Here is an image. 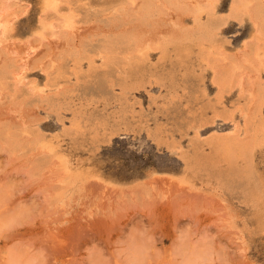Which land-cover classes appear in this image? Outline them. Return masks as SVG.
<instances>
[{
    "label": "rangeland",
    "instance_id": "obj_1",
    "mask_svg": "<svg viewBox=\"0 0 264 264\" xmlns=\"http://www.w3.org/2000/svg\"><path fill=\"white\" fill-rule=\"evenodd\" d=\"M15 1L0 67L24 70L22 82L0 79V264H264V134L251 150L254 191L224 159L192 158L213 155L208 137L235 124L245 136L264 87L251 19L217 0L215 40L183 51L163 40L193 26L181 9L149 25L121 14L124 0ZM140 29L147 55L104 48ZM211 63L236 64L225 91Z\"/></svg>",
    "mask_w": 264,
    "mask_h": 264
},
{
    "label": "bare ground",
    "instance_id": "obj_2",
    "mask_svg": "<svg viewBox=\"0 0 264 264\" xmlns=\"http://www.w3.org/2000/svg\"><path fill=\"white\" fill-rule=\"evenodd\" d=\"M216 1L217 0H124V2L122 1L123 3L119 6V12L121 14L124 13L123 10L126 8L127 12L126 11L125 12H126V14L129 13V15H128L129 16V21L137 20V18H138V20H140L139 18H141V20L142 19L147 20L146 22H148L147 24H149V25H150L149 22H152L151 18L154 15H159L161 12H163L165 7L166 8H169V7L177 8V9H181V11H183V12L187 11V12L191 13V15L193 17V22H194L192 27H189V28L188 27H184V29H181L182 31H180V32L179 31H175L176 33L178 32L177 34L172 35V36L170 35V37H167L166 39H163L165 44H173L174 47L177 48L178 50H183L184 51V50H187L188 48H190V45H191L192 41H197L198 44L200 46H202L204 41H208L209 45H211L212 42L215 40V38H216L215 37L216 29L218 28V26L222 22V20L220 22L219 20L214 18V8H215ZM15 2H16L15 0H0V42L2 41L1 40V35H3L5 33L4 32L2 34L1 31H3V29H5L4 27L7 26L8 22H10V18L12 19V13H13L12 11L14 10ZM50 2H51V0L47 1V4H49ZM58 2H60V1L58 0ZM60 5L61 4H58V7ZM233 5H234V7H233ZM128 8H129V10H128ZM227 10H228L227 11V17L229 16V13H231L230 17H236V18H239V19H242L241 17L247 16L249 19H251L252 23L254 24V27H255L254 29L257 30V33L259 32L260 35L262 34V36H264V6H263V0H231V2L229 4V9H227ZM14 11H16V9ZM187 12H185V13H187ZM202 12L206 13V19L205 20H202V18H201ZM58 13H60V12H58ZM55 15H57V14H55ZM128 16H126V17H128ZM124 18H125V16H124ZM124 18L122 17V19H124ZM60 19H61V17L59 18V21H60ZM42 20L45 21V19H42ZM144 20L140 24L144 23L145 22ZM126 21L128 22V19ZM52 25H53V22H52ZM141 29H140V31H135L134 30V31H117V32H115L113 34V36L110 38V40H108V42L104 45V48L107 50L108 53H111V51H114L117 46L124 45L125 46L124 48H126L127 50L137 51L141 55H147L148 49H149V46H147V44L148 45L151 44V40L152 39H150L149 43H146V39L143 36L144 31H142ZM131 30H133V27H132ZM141 31L143 32L142 35H141ZM145 36H146V34H145ZM255 39H258V38H255ZM261 40H262V38L260 39V42H257V43L255 42L256 44L254 46H252V49L254 47V49H255L254 52H255L256 58L259 57V59H263L262 61H264V41L262 42ZM93 42H95V41H93ZM153 45H155V44H153ZM153 45L151 46V48H153ZM159 46H161V47H159ZM159 46L158 47L160 49H162L163 48L162 47L163 46V42H161ZM155 48H157V46ZM203 51L202 52L200 51L198 53L199 59H201V60L205 57V54H204ZM225 54H227V53H225ZM0 55H1V52H0ZM75 55L77 56L78 54L75 53ZM1 56H4V55H1ZM14 59H17V58H14ZM139 59H140V57H139ZM15 61L16 60H14L13 62L8 63L7 65H4L3 67L2 66L0 67V79L4 80V79H6V76H8V74L9 75L12 74L13 76H11V77L16 78L15 81L22 82V80H21L22 77H21L20 74L22 72L23 66L21 64H18L17 61L16 62ZM232 62H234V61L231 60V63ZM262 65L263 66L258 68L259 69V73L262 70H264V62H263ZM211 67H212L211 72H212V76H213V81L216 83V85H218V87L221 86V85H222V87L224 85L227 86L228 80H230L229 81V85L231 84V80H233L232 77L234 76V74H236L235 73L236 64L232 65V66H229L228 68L226 67V68L223 69V68L219 67L218 64L211 63ZM216 67H218L219 70H217ZM23 70H24V68H23ZM258 76L259 75H257V77ZM138 79H140V80H138ZM225 79H227V80H225ZM200 81L202 82V80H200ZM141 82H143L142 78L136 77L135 84H133L132 87H136L138 85H142ZM45 83H47V81ZM16 85L18 86V85H22V84H16ZM75 85H76V83H75ZM257 85H259V84H257ZM219 89H222V88L219 87ZM224 89H225V87H224ZM222 90H221V92H222ZM256 90H257L256 91L257 93L254 92V93H256L254 95L255 96L258 95L257 98L255 97L257 100L253 96H252V99L254 98L257 102H255V104H254L255 106H254L253 110L252 111H248L247 115H245V117L243 119L244 120L243 133L245 134L244 138L237 137V134H240L239 133L240 127L237 124H235L233 126L234 128H233L232 133L228 134L226 137H222L221 135H219V134L217 135L215 133V135H212V136L208 137L207 142H206L207 144L210 145L213 155H211V156H208V155L203 156V155H197V153L196 154L194 153L195 155H193V157H192V158H194V161H196V162H198L200 164H206L208 162V160H212V159L215 160L216 158H222L228 164V171H227L228 173H230L233 177L239 176V177H242L243 179L245 178L247 183L250 181L248 178H250V175H252V169H251V164H250V162H251V154H252L251 150H252L253 144L256 141V135L257 134H261V133L264 134V116H262L263 115L262 102L264 103V87L263 86H259V87H257ZM223 91H225V90H223ZM218 93H220V92H217L216 94H218ZM128 97H130V96H128ZM217 97H218V95H217ZM218 98H220V97H218ZM80 110L79 109H78V111L76 110V112H77L76 114H78ZM74 114H75V112H74ZM72 116H73V113H72ZM229 116H231V114ZM73 130L75 131L76 129H73ZM83 132L85 133V131H83ZM196 146H198V145H196ZM42 147H44V146H42ZM240 157L244 160V165L243 166H238L236 164V159H238ZM188 158L185 157L186 160ZM188 167H189V165H188ZM188 170H190V169H188ZM248 184H249V187H248L249 191H254L256 189V186L252 185L251 183H248Z\"/></svg>",
    "mask_w": 264,
    "mask_h": 264
},
{
    "label": "snow or ice",
    "instance_id": "obj_3",
    "mask_svg": "<svg viewBox=\"0 0 264 264\" xmlns=\"http://www.w3.org/2000/svg\"><path fill=\"white\" fill-rule=\"evenodd\" d=\"M233 7H234V5H233ZM229 16H231V13H229ZM261 147H262V149H264V145H262Z\"/></svg>",
    "mask_w": 264,
    "mask_h": 264
}]
</instances>
